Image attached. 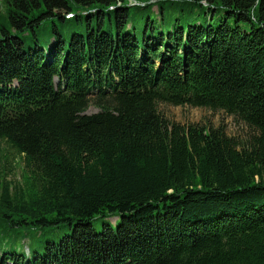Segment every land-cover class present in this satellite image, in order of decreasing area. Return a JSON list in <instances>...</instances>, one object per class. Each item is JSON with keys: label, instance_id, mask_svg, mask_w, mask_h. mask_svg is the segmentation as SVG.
I'll return each instance as SVG.
<instances>
[{"label": "trees", "instance_id": "trees-1", "mask_svg": "<svg viewBox=\"0 0 264 264\" xmlns=\"http://www.w3.org/2000/svg\"><path fill=\"white\" fill-rule=\"evenodd\" d=\"M2 142L0 264H264V0H0Z\"/></svg>", "mask_w": 264, "mask_h": 264}, {"label": "rangeland", "instance_id": "rangeland-1", "mask_svg": "<svg viewBox=\"0 0 264 264\" xmlns=\"http://www.w3.org/2000/svg\"><path fill=\"white\" fill-rule=\"evenodd\" d=\"M155 10V8H154ZM158 112L167 120L188 126L198 124L211 128H221L225 134L233 138L239 144L247 143L256 132L245 126L240 121L235 120L232 116L223 111H212L206 108L190 106H172L158 104ZM96 109L89 107L87 114L95 113ZM3 152L0 153V176L12 183L21 182V175L24 173V167L20 158L3 142L0 143ZM24 234L26 232H23ZM34 237L32 231H28L23 242L29 244Z\"/></svg>", "mask_w": 264, "mask_h": 264}]
</instances>
